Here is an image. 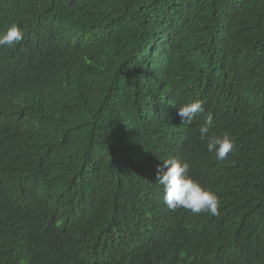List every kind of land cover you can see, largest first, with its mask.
Listing matches in <instances>:
<instances>
[{"label": "trees", "instance_id": "16d2710c", "mask_svg": "<svg viewBox=\"0 0 264 264\" xmlns=\"http://www.w3.org/2000/svg\"><path fill=\"white\" fill-rule=\"evenodd\" d=\"M13 24L0 264H264V0H0V33ZM209 113L208 136L235 139L223 162ZM169 158L219 215L167 208Z\"/></svg>", "mask_w": 264, "mask_h": 264}, {"label": "clouds", "instance_id": "9594fccd", "mask_svg": "<svg viewBox=\"0 0 264 264\" xmlns=\"http://www.w3.org/2000/svg\"><path fill=\"white\" fill-rule=\"evenodd\" d=\"M24 33L13 24L5 32L0 33V47H12L21 43ZM204 113L203 103L196 101L178 107L177 115L185 125H191L193 120ZM213 123V116H206L205 124L200 128V138L207 139V149L215 153L219 162L225 161L235 149V139L228 133L222 137L208 136ZM158 183L164 188V203L169 210L185 209L191 213H208L212 216L219 215L220 200L215 192L204 188L190 174V165L177 158L163 160L157 169Z\"/></svg>", "mask_w": 264, "mask_h": 264}]
</instances>
